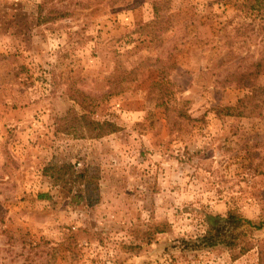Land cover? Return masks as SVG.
<instances>
[{"label": "rangeland", "instance_id": "1", "mask_svg": "<svg viewBox=\"0 0 264 264\" xmlns=\"http://www.w3.org/2000/svg\"><path fill=\"white\" fill-rule=\"evenodd\" d=\"M252 2L0 0V264H264V225L238 259L196 246L231 208L264 222V67L231 80L264 65Z\"/></svg>", "mask_w": 264, "mask_h": 264}, {"label": "trees", "instance_id": "2", "mask_svg": "<svg viewBox=\"0 0 264 264\" xmlns=\"http://www.w3.org/2000/svg\"><path fill=\"white\" fill-rule=\"evenodd\" d=\"M252 1L257 2L258 0H246V3L244 4L250 3L248 4L249 8L250 6L254 7V3ZM263 67L264 65L261 61H256L253 63L252 70H247L248 72L243 71V72L234 73L231 76V80L237 83L238 86L243 85L244 87L254 88L253 81L254 79L257 78V76L260 73H262ZM254 91L256 90H253V92H251V94L249 95L248 94L245 95L244 98L239 99L236 107H232V108L227 107L224 109L217 108L215 109L216 113L218 115L226 114V115L245 116L246 115L244 111L245 107L249 105L251 101H255V99L253 98L256 95L254 94ZM73 99L80 106L84 107L85 109L87 108L89 109L90 106H85L84 102L80 100V98H73ZM223 111L225 112L223 113ZM70 116H71V112H70ZM70 119L79 120V121L81 120L82 125L85 128H87V130L90 132V134L88 135V137L90 138L103 137L107 134L119 130L118 126L113 122L96 121L92 119L87 112L83 114L72 113V118ZM62 169L66 170V174H68L69 177L68 179H74L77 181L78 179H83L86 177V173H77L71 164L62 166V168H60L59 171H61ZM263 225L264 222L257 225L252 220L242 216L237 209L231 208L229 209L225 217L217 216L216 218H213L205 234H203L198 239L199 244L197 243L196 246L213 247L217 245H224L230 250L232 258L238 259L239 257L246 254L248 251H250L254 246L253 245L254 243L251 242L250 238L248 239L249 234L251 233L253 227L255 229H261Z\"/></svg>", "mask_w": 264, "mask_h": 264}]
</instances>
